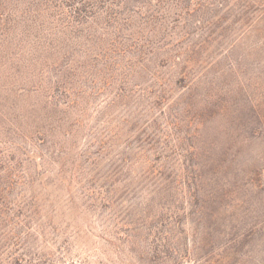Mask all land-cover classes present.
I'll return each instance as SVG.
<instances>
[{
    "label": "rangeland",
    "instance_id": "374dc122",
    "mask_svg": "<svg viewBox=\"0 0 264 264\" xmlns=\"http://www.w3.org/2000/svg\"><path fill=\"white\" fill-rule=\"evenodd\" d=\"M0 264H264V0H0Z\"/></svg>",
    "mask_w": 264,
    "mask_h": 264
}]
</instances>
